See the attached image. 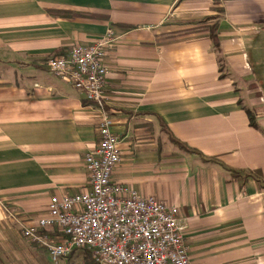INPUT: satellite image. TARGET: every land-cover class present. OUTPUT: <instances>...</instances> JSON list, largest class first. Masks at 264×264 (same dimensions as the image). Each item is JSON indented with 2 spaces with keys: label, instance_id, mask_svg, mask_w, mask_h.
<instances>
[{
  "label": "crops",
  "instance_id": "1",
  "mask_svg": "<svg viewBox=\"0 0 264 264\" xmlns=\"http://www.w3.org/2000/svg\"><path fill=\"white\" fill-rule=\"evenodd\" d=\"M109 29L103 112L47 63ZM104 114L114 180L178 208L197 264H264V0H0V264H53L22 225L90 188Z\"/></svg>",
  "mask_w": 264,
  "mask_h": 264
},
{
  "label": "built area",
  "instance_id": "2",
  "mask_svg": "<svg viewBox=\"0 0 264 264\" xmlns=\"http://www.w3.org/2000/svg\"><path fill=\"white\" fill-rule=\"evenodd\" d=\"M115 39L109 29L96 42L51 58L47 67L104 110L105 60ZM111 126L104 114L97 126L99 142L85 157L90 188L51 196L46 215L33 226L22 225L23 235L44 249L53 264L78 249L90 252L96 264H197L185 241L186 226L178 208L114 180L121 152Z\"/></svg>",
  "mask_w": 264,
  "mask_h": 264
},
{
  "label": "trees",
  "instance_id": "3",
  "mask_svg": "<svg viewBox=\"0 0 264 264\" xmlns=\"http://www.w3.org/2000/svg\"><path fill=\"white\" fill-rule=\"evenodd\" d=\"M210 35H211V39H213V41H215V39H216V28H215V27L210 28ZM215 45H216V47H217V44H216V43H215ZM247 114H248V116H249V118H250V123H251V125H252V126H256V124H255V120H254V117H252V114H251V112H250L249 110H247ZM168 134H169V133H168ZM169 136H170L171 141H173L175 144L181 146L182 148L186 149V150L189 151V152L196 153V154H198L199 156H201V154H199V152H197L196 150H194V149H192V148L186 146L185 144H183V143L180 142L179 140L173 138V136H172L171 134H169ZM87 252H88V251H87ZM89 253H90V252H89ZM90 257H92L91 254H90ZM92 261H93L94 264H96L95 261L93 260V258H92Z\"/></svg>",
  "mask_w": 264,
  "mask_h": 264
},
{
  "label": "rangeland",
  "instance_id": "4",
  "mask_svg": "<svg viewBox=\"0 0 264 264\" xmlns=\"http://www.w3.org/2000/svg\"><path fill=\"white\" fill-rule=\"evenodd\" d=\"M213 26H207V29H210V28H212ZM87 101V100H86ZM91 103V102H90ZM101 111H103L104 112V110H103V108H101L100 107V105L99 104H95ZM108 117H109V115H107ZM174 145H175V147H177V150H181V151H183V152H189V151H187L186 149H184V148H182L181 146H179V145H177V144H175L173 141H171ZM189 153H192V152H189ZM244 194V193H243ZM23 233V232H22ZM24 236V235H23ZM26 241H28L27 239H25ZM2 241V240H1ZM29 243H32L31 241H28ZM34 244V243H33ZM37 248H39V249H42V248H40V247H38V246H36ZM42 250H44V249H42ZM82 263H84V260L82 261H79V264H82ZM58 264V263H57Z\"/></svg>",
  "mask_w": 264,
  "mask_h": 264
}]
</instances>
